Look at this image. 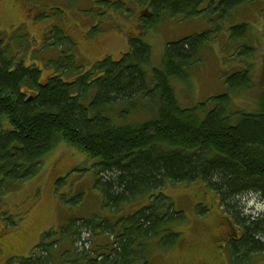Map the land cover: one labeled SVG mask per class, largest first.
<instances>
[{
    "label": "trees",
    "instance_id": "obj_1",
    "mask_svg": "<svg viewBox=\"0 0 264 264\" xmlns=\"http://www.w3.org/2000/svg\"><path fill=\"white\" fill-rule=\"evenodd\" d=\"M134 1L147 5L142 30L130 37L129 51L118 61L107 57L87 72L76 70L72 59L63 54L57 65L56 60L52 62L55 74L42 80L44 70L35 62L10 56L11 42L4 43L0 37V181L8 186L32 179L62 140L98 160L103 175L97 188L106 207L118 210L148 200L140 212L125 220L128 223H120L123 235L112 242L108 255H100V248L93 254L83 253L81 246L74 255L77 264H130L134 243L157 238L164 231L163 223L173 208L170 202L165 207L168 199L161 194L168 183H202L204 196L218 198L228 208L243 234L234 245L235 262L264 256V213L247 208L253 197L264 203V91L253 113L233 110L232 93L250 88L254 80L251 69L245 70L227 78V94L184 108L174 82L189 78L212 34L167 45L162 66L153 68L150 75L145 68L152 65L153 49L143 40L165 19L198 16L208 2L214 1L206 10L209 20L226 22L238 19L244 5L261 0ZM226 26L233 42L249 34L248 24ZM53 32L57 41L51 44L54 37H49L47 42L61 47L63 33L56 27ZM146 105L150 120L132 123L130 116L140 115L144 109L140 106ZM93 226L70 223L63 231L76 229V241L82 242L83 235L93 234ZM101 228L109 236L115 233L107 224ZM41 256L40 261L24 259L22 264H47L48 253Z\"/></svg>",
    "mask_w": 264,
    "mask_h": 264
},
{
    "label": "rangeland",
    "instance_id": "obj_2",
    "mask_svg": "<svg viewBox=\"0 0 264 264\" xmlns=\"http://www.w3.org/2000/svg\"><path fill=\"white\" fill-rule=\"evenodd\" d=\"M22 1L0 0V37L4 43L11 42L10 56L16 55L17 61L29 64L35 62L44 70L42 80L55 74L52 62L56 60L57 65L63 54L72 59L76 70L83 72L107 57L118 61L129 51L130 37L142 30L147 5L134 0H24V5ZM206 10L207 6L202 7L193 18L165 19L143 38L153 49L152 65L145 68L146 72L150 75L153 68L162 66L167 45L210 31L211 42L188 72L189 78L174 82L179 103L190 109L223 96L228 92L226 80L231 74L251 69L252 86L232 93V97L234 111L253 113L264 91V0L253 6L244 5L238 11V19L233 17L226 22L210 21ZM230 23L248 24L249 34L232 43L230 31L225 27ZM54 27L61 30L65 39L58 48L50 46L51 41L54 40L51 44L57 41ZM49 37L54 39L47 42ZM147 106H140L144 109L140 115H131L130 121L134 124L149 121ZM102 175L98 160L61 140L32 179L8 186L1 180L0 188H5L0 192V264H22L25 258L40 261L43 252L49 255L47 264H63L65 254L80 249L83 239L91 242L92 252L86 248L90 253L100 248V255H108L112 241L123 235L120 231L124 226L120 223H128L125 220L140 212L148 200L111 210L97 188ZM204 187L202 183H168L161 194L168 199L165 207L170 202L173 208L168 222L163 223L164 231L157 238L134 243L130 264H234L224 243L212 242L221 238L222 217L234 218L227 207L217 208L218 198L202 194ZM247 203L255 214L264 213V203L256 197ZM86 222L106 223L115 233H111L113 237L99 231L91 236L86 233L82 242H77L76 229L62 231L67 223L84 226ZM59 231L61 235L56 233ZM259 258L254 264L264 260L263 255ZM68 260L66 264H77L74 256Z\"/></svg>",
    "mask_w": 264,
    "mask_h": 264
},
{
    "label": "flooded vegetation",
    "instance_id": "obj_3",
    "mask_svg": "<svg viewBox=\"0 0 264 264\" xmlns=\"http://www.w3.org/2000/svg\"><path fill=\"white\" fill-rule=\"evenodd\" d=\"M213 2L214 1H211V2H208V4H206L207 9L210 7V5L213 4ZM217 4H218V2H216V5ZM219 206H220V204H217L218 209H219ZM222 219L224 221V225L220 224L221 227L223 228V231L220 233L221 238H219V239L216 238L215 240H212L213 244H218V243L223 242L225 245V250L226 249L228 250L229 257H230L231 261H233L234 264H254V261H256L257 259L259 260L260 259L259 257H261V255H256V256L252 257L251 260L248 262H244V261L240 262V263L235 262V258L233 259V254L236 253V248L234 245L236 243H239L242 241V239H243L242 235L243 234H242L240 228L238 226L234 225V223L229 218L222 217ZM225 264H226V262H225ZM258 264H264V260Z\"/></svg>",
    "mask_w": 264,
    "mask_h": 264
},
{
    "label": "crops",
    "instance_id": "obj_4",
    "mask_svg": "<svg viewBox=\"0 0 264 264\" xmlns=\"http://www.w3.org/2000/svg\"><path fill=\"white\" fill-rule=\"evenodd\" d=\"M70 223H67V225H65L64 226V228H62V229H66V228H68V225H69Z\"/></svg>",
    "mask_w": 264,
    "mask_h": 264
}]
</instances>
